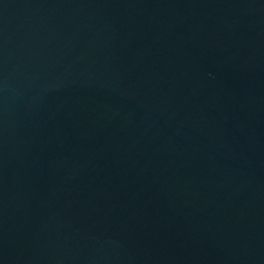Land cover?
Listing matches in <instances>:
<instances>
[{
	"label": "water",
	"instance_id": "1",
	"mask_svg": "<svg viewBox=\"0 0 264 264\" xmlns=\"http://www.w3.org/2000/svg\"><path fill=\"white\" fill-rule=\"evenodd\" d=\"M0 264H264V0H0Z\"/></svg>",
	"mask_w": 264,
	"mask_h": 264
}]
</instances>
